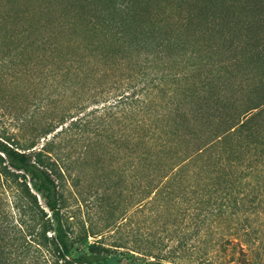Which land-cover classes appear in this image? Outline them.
<instances>
[{"label":"trees","instance_id":"obj_1","mask_svg":"<svg viewBox=\"0 0 264 264\" xmlns=\"http://www.w3.org/2000/svg\"><path fill=\"white\" fill-rule=\"evenodd\" d=\"M17 1L0 0V80L24 73L29 90L0 127V264H111L119 250L175 264L142 236L74 233L60 207L74 155L117 156L123 187L100 198L125 199L130 172L134 213L176 212L204 247L196 264H233L215 246L245 257L264 231V0H72L52 20Z\"/></svg>","mask_w":264,"mask_h":264},{"label":"rangeland","instance_id":"obj_2","mask_svg":"<svg viewBox=\"0 0 264 264\" xmlns=\"http://www.w3.org/2000/svg\"><path fill=\"white\" fill-rule=\"evenodd\" d=\"M71 1L18 0L17 5L20 9L27 6L37 11L41 7H45L42 19L52 20L62 14L67 7L69 8ZM3 72L4 70L0 69L1 79ZM20 74H18L17 84L14 86L4 84L0 80V127L2 128L10 129V125L14 124V117L25 106V96H27L29 88L24 80V73L23 75ZM34 85L33 83L29 84L31 92L35 88ZM32 105L29 108L31 113L34 111ZM128 133L129 131H127ZM40 144H43V142L41 141ZM116 158L118 159L117 156H105L103 159L90 156L78 159V155H74L73 160H77V162L72 163L73 172L70 178L63 183L60 190L62 194V199H60L61 212L68 220V224L74 233L80 234L82 238V228L92 227L93 231L97 233L99 231H101L100 233L105 232L106 244H111L116 238H122L123 242H129L136 239V236H142L148 243L156 244L154 248L159 255L171 257L165 261H173L175 264L186 262L196 264L204 251V247L201 246L199 236H195L193 228L184 229V224L180 218L178 220L176 212L173 211L172 214L164 212L155 218L146 213V208L149 207H147L146 202H143L142 205H145V212L143 214L134 213L136 209L133 207L134 200L128 198L131 191L130 172L125 174L128 189L125 199L100 198L107 190L112 192L116 190L117 193L120 187H123L120 184V186L116 185L119 175L116 169L118 171L119 168L123 167V163L116 160ZM105 178L108 179L106 180ZM106 181L108 182L106 183ZM110 203L115 204V208L112 211L108 210ZM124 217L127 219V226L116 231L117 223ZM250 222H252V219ZM253 231L254 229H250V236H245L244 238L250 241L249 250L244 251L246 253L245 257L241 256L237 247L232 246H228L224 250L219 246H215L209 253L222 257L223 260L221 261L227 263L233 259V264L243 260H249L250 264H256V262L262 261L261 258H264V231L259 232L258 229H255V231H258L256 234ZM219 233L217 232L212 237L208 236V238L220 241ZM225 234L226 232L220 233L222 237ZM93 241V238L88 237L84 246L80 250H75L73 256L76 257L85 252V247L93 243ZM112 258L111 264H154L151 259L138 254L131 255L125 250L116 251Z\"/></svg>","mask_w":264,"mask_h":264}]
</instances>
